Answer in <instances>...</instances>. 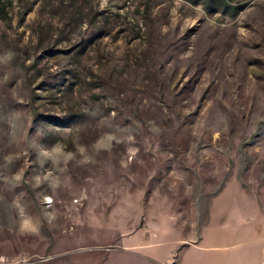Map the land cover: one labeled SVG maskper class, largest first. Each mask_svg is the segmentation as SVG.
<instances>
[{"label":"rangeland","instance_id":"1","mask_svg":"<svg viewBox=\"0 0 264 264\" xmlns=\"http://www.w3.org/2000/svg\"><path fill=\"white\" fill-rule=\"evenodd\" d=\"M0 264H264V0H0Z\"/></svg>","mask_w":264,"mask_h":264},{"label":"crops","instance_id":"2","mask_svg":"<svg viewBox=\"0 0 264 264\" xmlns=\"http://www.w3.org/2000/svg\"><path fill=\"white\" fill-rule=\"evenodd\" d=\"M195 244H197V243H195ZM195 244H193V245H195ZM199 247H201V248H205V249L210 248V247H208V246H200V245H199Z\"/></svg>","mask_w":264,"mask_h":264},{"label":"bare ground","instance_id":"3","mask_svg":"<svg viewBox=\"0 0 264 264\" xmlns=\"http://www.w3.org/2000/svg\"><path fill=\"white\" fill-rule=\"evenodd\" d=\"M49 201H51V199H49Z\"/></svg>","mask_w":264,"mask_h":264}]
</instances>
